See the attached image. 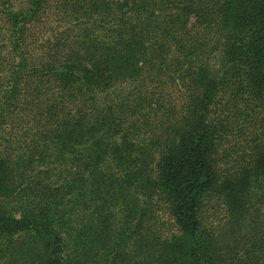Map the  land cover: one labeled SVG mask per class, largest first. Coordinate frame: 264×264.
Listing matches in <instances>:
<instances>
[{
    "label": "trees",
    "instance_id": "16d2710c",
    "mask_svg": "<svg viewBox=\"0 0 264 264\" xmlns=\"http://www.w3.org/2000/svg\"><path fill=\"white\" fill-rule=\"evenodd\" d=\"M0 264H264V0H0Z\"/></svg>",
    "mask_w": 264,
    "mask_h": 264
},
{
    "label": "rangeland",
    "instance_id": "374dc122",
    "mask_svg": "<svg viewBox=\"0 0 264 264\" xmlns=\"http://www.w3.org/2000/svg\"><path fill=\"white\" fill-rule=\"evenodd\" d=\"M158 218L159 219H164L165 221L167 220V217L164 215V212L163 211L158 212Z\"/></svg>",
    "mask_w": 264,
    "mask_h": 264
}]
</instances>
